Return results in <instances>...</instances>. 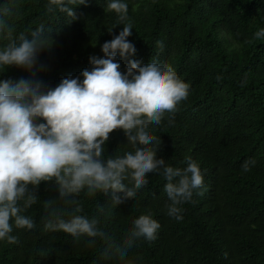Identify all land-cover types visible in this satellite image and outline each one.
<instances>
[{"label": "trees", "instance_id": "trees-1", "mask_svg": "<svg viewBox=\"0 0 264 264\" xmlns=\"http://www.w3.org/2000/svg\"><path fill=\"white\" fill-rule=\"evenodd\" d=\"M109 2L75 6L78 19L69 23L66 14H45L47 0H0V19L14 35L30 33L41 23L53 30L50 50L41 52L31 71L0 68V80H41L48 88L64 78L82 81L81 72L92 67L89 57L104 58L103 43L123 30L117 14L104 11ZM123 2L133 27L128 40L136 51L125 57L117 52L120 71H126L129 60L144 65L154 59L171 65L189 85L177 111L149 127L161 140L157 159L184 169L190 157L200 167L204 187L179 205L182 219L176 220L167 215V181L159 174H147L149 183L136 197L117 206L111 194L89 196L84 190L75 197L81 213L59 200L54 180L41 182L37 203L22 213L36 226L14 228L18 243L0 240V264H119L118 249L132 264H264V37L254 36L264 29V0ZM6 43L0 35V47ZM103 147L105 158L134 151L122 129L110 133ZM246 160L255 161L247 172L242 169ZM117 195L123 199V193ZM52 199L66 220L98 216V227L111 240L97 237L90 243L86 236L77 240L62 231H45L51 208L45 209L44 202ZM140 215L158 221L156 239L140 238L128 247L125 238Z\"/></svg>", "mask_w": 264, "mask_h": 264}, {"label": "clouds", "instance_id": "clouds-1", "mask_svg": "<svg viewBox=\"0 0 264 264\" xmlns=\"http://www.w3.org/2000/svg\"><path fill=\"white\" fill-rule=\"evenodd\" d=\"M86 3L87 0H47L45 14H66L71 23L78 19L74 7ZM104 11L115 12L123 30L103 43L104 58L89 57L92 67L81 72L82 81L79 77L64 78L55 88H48L41 80H0V240L18 243V237L12 235L14 228H35V221L22 213L37 203L36 189L41 182L54 180L59 200L74 205V213H81L82 206L75 197L82 191L89 196L111 194L117 206L136 197L137 191L149 183L147 174H159L167 181V215L176 220L182 219L179 205L192 201L194 190L204 187L200 167L190 157L184 169L157 159L161 140L149 131L150 125L162 123L165 114L177 111L189 95V85L171 65L154 59L144 65L129 60L122 73L116 62L117 52L125 57L136 51L128 40L133 30L128 4L110 0ZM2 12L8 14V9ZM113 28L108 29L110 34ZM52 32L41 23L30 33L14 35L0 19V35L7 40L0 47V68L15 66L31 71L41 52L50 50ZM254 36L264 37V29ZM157 44L163 47L162 42ZM118 129L123 130L134 151L105 158L103 146L109 134ZM254 164V160H246L243 171H249ZM118 193H123V199ZM55 201L44 202L45 209L51 208L45 231H62L77 240L86 236L90 243L97 237L111 240L98 227V216L90 219L72 215L66 220L52 207ZM98 212H104V205H98ZM159 228L151 215H140L133 221L125 244L131 247L140 238L153 241ZM117 256L119 264H132L126 251L118 249Z\"/></svg>", "mask_w": 264, "mask_h": 264}]
</instances>
